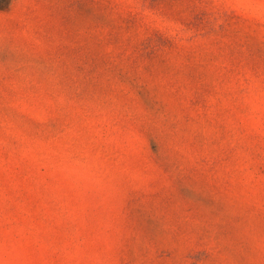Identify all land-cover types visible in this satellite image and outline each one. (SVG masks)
<instances>
[{"label": "rangeland", "instance_id": "obj_1", "mask_svg": "<svg viewBox=\"0 0 264 264\" xmlns=\"http://www.w3.org/2000/svg\"><path fill=\"white\" fill-rule=\"evenodd\" d=\"M0 264H264V0H0Z\"/></svg>", "mask_w": 264, "mask_h": 264}]
</instances>
